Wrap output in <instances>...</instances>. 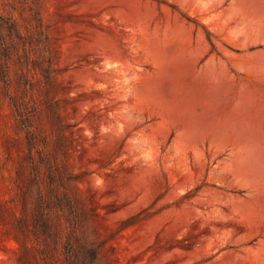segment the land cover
I'll list each match as a JSON object with an SVG mask.
<instances>
[{"label": "rangeland", "instance_id": "1", "mask_svg": "<svg viewBox=\"0 0 264 264\" xmlns=\"http://www.w3.org/2000/svg\"><path fill=\"white\" fill-rule=\"evenodd\" d=\"M264 264V0H0V264Z\"/></svg>", "mask_w": 264, "mask_h": 264}, {"label": "trees", "instance_id": "2", "mask_svg": "<svg viewBox=\"0 0 264 264\" xmlns=\"http://www.w3.org/2000/svg\"><path fill=\"white\" fill-rule=\"evenodd\" d=\"M81 257L84 261V264H95L97 259L96 250L89 245L81 244Z\"/></svg>", "mask_w": 264, "mask_h": 264}]
</instances>
